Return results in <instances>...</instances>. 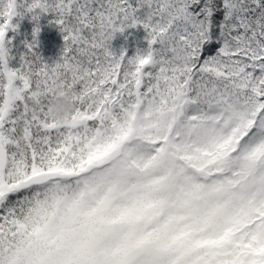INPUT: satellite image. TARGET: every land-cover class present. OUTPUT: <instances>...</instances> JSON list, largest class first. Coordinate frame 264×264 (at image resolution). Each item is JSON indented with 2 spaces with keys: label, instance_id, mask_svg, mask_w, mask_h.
Instances as JSON below:
<instances>
[{
  "label": "snow or ice",
  "instance_id": "obj_1",
  "mask_svg": "<svg viewBox=\"0 0 264 264\" xmlns=\"http://www.w3.org/2000/svg\"><path fill=\"white\" fill-rule=\"evenodd\" d=\"M0 264H264V0H0Z\"/></svg>",
  "mask_w": 264,
  "mask_h": 264
},
{
  "label": "trees",
  "instance_id": "obj_2",
  "mask_svg": "<svg viewBox=\"0 0 264 264\" xmlns=\"http://www.w3.org/2000/svg\"><path fill=\"white\" fill-rule=\"evenodd\" d=\"M13 23L18 24V27L14 31H9L8 36L11 41L13 54V59L10 63L11 66L15 67L18 66L21 56L28 51L25 42L32 41L33 29L37 22L25 16L23 18H14ZM38 23L40 31L36 35L38 41L36 51L39 52L44 62L52 64L61 57L64 45L63 34L58 26L52 22V14L50 13L42 14ZM146 36L147 33L141 25L126 28L123 32L115 34L111 41V49L117 56L120 55L122 50L125 51L127 56H132L138 48L147 47Z\"/></svg>",
  "mask_w": 264,
  "mask_h": 264
},
{
  "label": "clouds",
  "instance_id": "obj_3",
  "mask_svg": "<svg viewBox=\"0 0 264 264\" xmlns=\"http://www.w3.org/2000/svg\"><path fill=\"white\" fill-rule=\"evenodd\" d=\"M52 107L54 110H58V115H64V113L71 107V101L66 95H59L52 100Z\"/></svg>",
  "mask_w": 264,
  "mask_h": 264
}]
</instances>
